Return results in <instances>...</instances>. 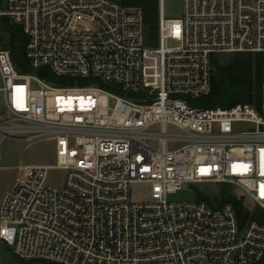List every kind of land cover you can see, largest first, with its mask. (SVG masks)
<instances>
[{"label": "built area", "instance_id": "1", "mask_svg": "<svg viewBox=\"0 0 264 264\" xmlns=\"http://www.w3.org/2000/svg\"><path fill=\"white\" fill-rule=\"evenodd\" d=\"M1 17L28 36L34 71L20 72L0 44V145L53 137L57 163L15 167L0 200V264L3 246L22 264L264 257L260 214L247 209L242 222L230 201L170 199L191 184L223 183L264 211L263 116L250 104L190 103L211 93L216 55L264 53V0H182L180 18H167L160 0L154 49L142 7L116 0H0ZM40 69L89 84L52 82ZM55 167L66 181L47 186ZM137 183L151 186L148 201L131 200Z\"/></svg>", "mask_w": 264, "mask_h": 264}, {"label": "trees", "instance_id": "2", "mask_svg": "<svg viewBox=\"0 0 264 264\" xmlns=\"http://www.w3.org/2000/svg\"><path fill=\"white\" fill-rule=\"evenodd\" d=\"M124 5H137L144 11L146 34L150 41L158 39V21L160 0H120ZM0 44L9 49L17 69L22 73L33 72L27 56L28 36L21 26L13 24L8 17L0 19ZM219 76L213 78L211 93L197 100H190L191 105L201 108H230L237 104H250L264 115V53H235L228 63H221L217 57L213 62ZM40 77L49 81H59L52 76H45L38 70ZM87 81V80H84ZM200 199H206L203 196ZM244 197H227L225 201L234 203L242 222L249 212L243 204ZM264 221V212L260 214ZM256 264H264V257Z\"/></svg>", "mask_w": 264, "mask_h": 264}, {"label": "rangeland", "instance_id": "3", "mask_svg": "<svg viewBox=\"0 0 264 264\" xmlns=\"http://www.w3.org/2000/svg\"><path fill=\"white\" fill-rule=\"evenodd\" d=\"M119 1L120 0H116ZM166 17L167 18H180L182 16V0H163ZM5 4H1L4 9ZM169 47L176 45L172 40L167 41ZM146 46L154 49L158 46L156 41H150L147 36ZM215 57L221 63H228L234 57V54H219ZM62 85L67 86H83L88 85L89 81L82 79L61 78L58 81ZM264 118V115H263ZM237 127H248L246 124H238ZM155 128V130H158ZM170 133H177L179 130L173 126L167 128ZM154 145L158 143L153 142ZM172 146V143H170ZM56 139L53 137H45L31 142H26L17 139H5L0 145V200L6 192L11 182L18 174L15 168L19 164L24 166H39V165H56ZM23 174L21 173L20 177ZM67 172L61 168H52L49 170L46 185L47 186H60L65 183ZM151 186L145 183L133 184L131 187V200L134 202H145L150 199ZM242 190L230 184H191L188 189L181 191L177 194L170 195V199L176 201H188L203 196L213 206H217L225 202L227 197L237 199L241 195ZM243 204L246 209L252 210L255 214L263 213V209L254 203V201L245 197ZM23 262L13 254V251L6 247H2L1 264H22Z\"/></svg>", "mask_w": 264, "mask_h": 264}, {"label": "water", "instance_id": "4", "mask_svg": "<svg viewBox=\"0 0 264 264\" xmlns=\"http://www.w3.org/2000/svg\"><path fill=\"white\" fill-rule=\"evenodd\" d=\"M219 76V71L214 69V77L217 78Z\"/></svg>", "mask_w": 264, "mask_h": 264}]
</instances>
